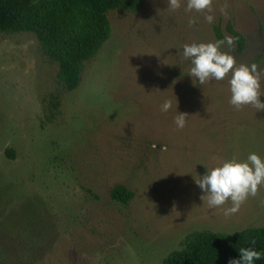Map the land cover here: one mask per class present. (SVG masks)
<instances>
[{"label": "rangeland", "instance_id": "1", "mask_svg": "<svg viewBox=\"0 0 264 264\" xmlns=\"http://www.w3.org/2000/svg\"><path fill=\"white\" fill-rule=\"evenodd\" d=\"M185 3L110 11L112 36L71 91L34 34L0 32V264H161L195 231L264 226V186L225 216L231 202L209 208L194 181L233 155L264 157V111L229 103L230 73L194 84L180 55L217 41L215 24L233 37L232 22L246 48L220 49L264 68V0H212V23Z\"/></svg>", "mask_w": 264, "mask_h": 264}, {"label": "trees", "instance_id": "2", "mask_svg": "<svg viewBox=\"0 0 264 264\" xmlns=\"http://www.w3.org/2000/svg\"><path fill=\"white\" fill-rule=\"evenodd\" d=\"M145 3L146 0H0V32L34 34L46 55L58 63V77L71 91L79 86L85 63L112 36L108 13H135ZM226 30L235 40L236 52H244V34L232 22L227 23ZM214 33L217 40L225 36L220 24L214 25ZM134 195L124 185L111 190L112 200L123 204H128ZM247 246L262 252L255 264H264V226L234 233L195 231L185 237L181 249L171 252L161 264H228L230 258L239 257L240 247Z\"/></svg>", "mask_w": 264, "mask_h": 264}, {"label": "clouds", "instance_id": "3", "mask_svg": "<svg viewBox=\"0 0 264 264\" xmlns=\"http://www.w3.org/2000/svg\"><path fill=\"white\" fill-rule=\"evenodd\" d=\"M168 8L177 9L181 0H167ZM186 10H195L205 13V20L212 23V0H186ZM193 21L190 20L191 24ZM227 43L232 46L233 37L225 35L222 40L215 42L185 43L180 51L181 58L190 63L188 75L194 84L204 85L210 80L220 81L230 73L227 84L230 92L229 103L239 109L242 105H250L257 112L264 111V95L261 73L264 68L256 63L237 64L234 56L227 51H222L220 46ZM173 107V102L165 98L160 104V110L167 112ZM187 114L178 112L173 122L178 129L186 124ZM205 172L194 177L195 183L201 189V199L209 208H218L231 202L230 206L223 208L225 216H230L239 211L241 204L249 197L255 196L258 188L264 186V157L256 152H250L244 159L235 155L222 160L218 165L207 167ZM261 203H264L262 201ZM254 243V241H253ZM239 257L230 258L228 264H255L262 257V252L254 247H240Z\"/></svg>", "mask_w": 264, "mask_h": 264}]
</instances>
